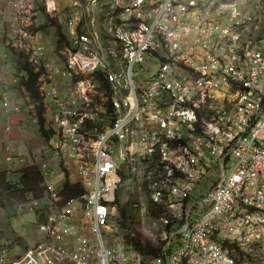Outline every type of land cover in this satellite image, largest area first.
<instances>
[{
  "label": "built area",
  "instance_id": "obj_1",
  "mask_svg": "<svg viewBox=\"0 0 264 264\" xmlns=\"http://www.w3.org/2000/svg\"><path fill=\"white\" fill-rule=\"evenodd\" d=\"M68 1L60 23L59 0H40L66 29L48 49L32 1L9 0L4 45L41 73L50 155L85 195L43 220L44 202L15 206L44 240L13 258L0 238V264H264V0ZM0 108L19 113L5 91ZM123 192L148 195L157 258L125 231L110 245Z\"/></svg>",
  "mask_w": 264,
  "mask_h": 264
},
{
  "label": "crops",
  "instance_id": "obj_2",
  "mask_svg": "<svg viewBox=\"0 0 264 264\" xmlns=\"http://www.w3.org/2000/svg\"><path fill=\"white\" fill-rule=\"evenodd\" d=\"M34 3V0H31ZM40 2V0H36ZM41 3V2H40ZM42 4V3H41ZM61 13L59 15V22L63 23L64 16L68 10L70 2L68 0H59ZM35 6V5H34ZM51 8L53 4H48ZM14 12L9 5V0H0V94L5 91L8 97L17 104L19 113L9 114L5 118L0 108V174H17L25 169L33 166L45 165L49 172L47 184L56 192L63 189L64 184L69 181L71 184H81V180L76 173V164L73 160L68 159L59 165L57 161L51 157L50 148L51 141L44 138L40 132L39 125L34 122L33 114L30 111L31 103L25 94L23 88L20 87V77H17L14 72V61L11 59L8 49L4 45L5 39L9 36ZM49 19L50 16H49ZM41 17H36L34 32L37 33V38L43 42L48 49L54 45L55 30L48 26L44 29L41 27L46 25ZM43 24V25H42ZM66 31L64 24H61V30ZM48 41H52L53 44ZM50 56V55H49ZM50 61V59H49ZM9 131H6V130ZM9 149L10 154L6 153ZM12 161L9 163L8 160ZM22 164H21V163ZM0 205V238L7 246L10 256L15 258L23 254L27 249L35 247L44 240V236L39 232L35 223V218L31 213H24L21 215H30L32 217L33 229L37 231L36 236L31 239L29 246L25 249L21 248L19 240L15 239L11 244L6 242L5 237H13L15 234L11 231L8 225L9 216H12L16 207L7 208ZM4 216H7V229L4 228Z\"/></svg>",
  "mask_w": 264,
  "mask_h": 264
},
{
  "label": "trees",
  "instance_id": "obj_3",
  "mask_svg": "<svg viewBox=\"0 0 264 264\" xmlns=\"http://www.w3.org/2000/svg\"><path fill=\"white\" fill-rule=\"evenodd\" d=\"M33 4L35 5V11L41 15V18L47 21L46 25H43L41 29L48 26L55 28V35L59 37L60 41L64 40L65 37L61 33V26L58 22L48 19V16L44 13V7L40 2L34 0ZM10 57L15 64V75L20 77V87L23 88L34 107L33 113L37 119L40 132L44 138H48L43 118L44 104L38 90V79L41 73L34 72L23 53L11 51ZM0 193L2 194V198H4L1 202L3 203L2 206H6L7 208L15 207L29 199L44 202L45 207L42 211L47 208L44 211V216H42L41 212L40 218L43 220L51 211L63 208L68 201L83 197L85 190L81 185L71 184L67 181L59 193V200L52 202L49 200L50 192L44 182L42 173L39 168L31 167L17 174H0ZM119 214L122 216L120 221L121 229L128 234V236H125L126 244L131 246L133 251L147 258V260L157 258L159 254L158 248L136 232L134 209L126 204L119 209Z\"/></svg>",
  "mask_w": 264,
  "mask_h": 264
},
{
  "label": "rangeland",
  "instance_id": "obj_4",
  "mask_svg": "<svg viewBox=\"0 0 264 264\" xmlns=\"http://www.w3.org/2000/svg\"><path fill=\"white\" fill-rule=\"evenodd\" d=\"M44 21H42V22L44 23ZM48 42L53 44L52 41H48ZM120 168L122 170H124V167H122V165H120ZM121 196H122V199H121L122 203L128 204L130 207H132L134 209L136 232L138 234H140L141 236H143L145 239L149 240V242L151 244H159V242H157V241H161V240L158 237L154 236L153 238H151L149 236L151 225H149L148 223H142L140 221L141 209H143L144 207L148 208V205H149L148 195L143 194V193H139L138 196H134L133 199H131V198L129 199L128 196L123 192L121 194ZM147 211L149 212V214H152V216H154L155 211L150 210L149 208L147 209ZM148 212H147V217L150 218L151 215H149ZM113 215L114 216L112 217V223L114 225V232H113L114 233L113 234L114 239H112V238L108 239L110 245L119 243V241H120L119 235H121V238H123L125 235V233H124V231H122L121 225H120V221H121L122 216L119 214V212H114ZM3 219H4L3 220L4 221V228L6 231V229H7V226H6L7 216H4ZM8 225L10 226L11 231H13L15 236L13 237L14 239H12V236L7 237L8 236L7 235L5 237L6 242L11 244L12 242L15 241V239H17L20 241L22 249L27 248L31 242V239L36 236L37 231H35L32 227L33 222H32V217L30 215H21L19 212L14 211L12 216H9ZM147 236L150 237L152 240L154 239L157 243L154 241H153L154 243H152V240L149 239Z\"/></svg>",
  "mask_w": 264,
  "mask_h": 264
},
{
  "label": "bare ground",
  "instance_id": "obj_5",
  "mask_svg": "<svg viewBox=\"0 0 264 264\" xmlns=\"http://www.w3.org/2000/svg\"><path fill=\"white\" fill-rule=\"evenodd\" d=\"M9 51V50H8Z\"/></svg>",
  "mask_w": 264,
  "mask_h": 264
}]
</instances>
